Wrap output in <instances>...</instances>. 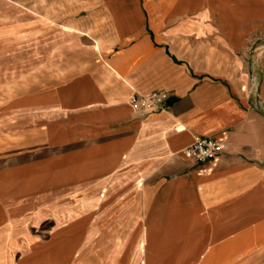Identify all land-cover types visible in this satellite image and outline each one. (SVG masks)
Returning <instances> with one entry per match:
<instances>
[{"label":"crops","instance_id":"crops-1","mask_svg":"<svg viewBox=\"0 0 264 264\" xmlns=\"http://www.w3.org/2000/svg\"><path fill=\"white\" fill-rule=\"evenodd\" d=\"M11 1L0 0V39L10 12L12 29L19 15ZM75 3L51 20L66 40L44 60L34 96L38 123L58 117L67 139L82 143V169L64 190L26 189L29 168H0V264H229L264 245V0L220 4L201 19L164 12L163 0ZM18 68L17 48L0 44V165L19 160L3 109ZM152 91L170 94L165 110L132 108L134 92ZM197 135L228 138L214 163L183 153ZM73 190L76 203L66 200ZM133 195L145 208L117 202ZM133 213L134 243L102 235L130 226ZM186 223L221 235L157 233Z\"/></svg>","mask_w":264,"mask_h":264},{"label":"rangeland","instance_id":"rangeland-1","mask_svg":"<svg viewBox=\"0 0 264 264\" xmlns=\"http://www.w3.org/2000/svg\"><path fill=\"white\" fill-rule=\"evenodd\" d=\"M8 1L9 4L12 3L11 0ZM152 1L159 2L161 0ZM163 1L169 5H165L164 12H180L201 19L200 17L204 15L219 13V8H222L220 4L227 3L230 7L236 0ZM14 2L19 3V15L14 20V29H12L13 21L10 12L9 18L6 19L9 34L7 33L3 39H0L3 40L0 44L17 48L19 68L16 77L19 84L14 87L9 84L5 87L8 88V95L3 102V109L7 117L5 120L10 124L14 123V136L9 135L8 147H12L14 151L17 147L19 148V160L15 162L5 158L0 168L6 169L13 165H20L25 170L24 173L29 168L30 175L24 181L26 189H31L33 185L36 189H42L49 183L55 186L64 183L62 189L65 190L70 185H75L73 181L70 183L65 180L74 179L81 172L82 167L76 165L74 156L82 143L67 139V135L60 130L58 117L53 118V123L50 125L38 123L39 119L35 115L42 113L44 109L40 107L41 103L34 95L38 94L35 92V86L39 81H42L44 76V60L48 57L47 60L50 61L51 51L62 46L66 40L61 36L59 28H54L56 25L51 20L55 21L61 15L65 17L73 14L77 5L75 0H14ZM173 3L176 6L171 7ZM159 8V5L156 6V9ZM212 19L215 21V17ZM90 42L91 40L87 38L86 44ZM9 57L11 56L9 55ZM84 57L86 61V55ZM39 62L41 63L39 64ZM55 113L57 114V112ZM17 126H19L18 135L15 130ZM70 157L72 158L70 159ZM123 168L119 169L123 170ZM46 180H51V182ZM78 194L73 190L71 196L66 200L76 203L79 199ZM117 202L122 206L130 204L133 211L136 208H145L147 205L144 198L134 195L131 198L117 199ZM139 217L141 214L133 213L130 226L122 222L116 224L113 230H104L101 233L103 236L112 237L113 235L117 239H131L134 243L140 237V227L137 223ZM180 226L177 228L174 224L169 225L164 229H159L157 233L165 239H185L209 235L219 237L221 235L218 230L194 229L187 223ZM144 237L146 236L144 235ZM131 248L135 250L137 247L133 245ZM165 248L172 247L166 246ZM173 248L176 247L173 246ZM229 264H264V245L256 246L252 251L246 252L243 259L229 262Z\"/></svg>","mask_w":264,"mask_h":264},{"label":"built area","instance_id":"built-area-1","mask_svg":"<svg viewBox=\"0 0 264 264\" xmlns=\"http://www.w3.org/2000/svg\"><path fill=\"white\" fill-rule=\"evenodd\" d=\"M170 94L166 91H152L149 93L134 92L130 103L134 110L143 114L150 111L165 110L168 106ZM227 137L197 135L183 153L195 162L214 163L225 150Z\"/></svg>","mask_w":264,"mask_h":264}]
</instances>
